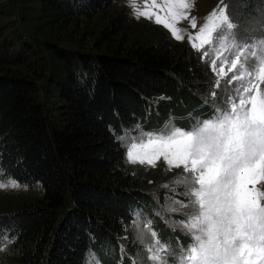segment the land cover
Instances as JSON below:
<instances>
[{
	"label": "trees",
	"instance_id": "obj_1",
	"mask_svg": "<svg viewBox=\"0 0 264 264\" xmlns=\"http://www.w3.org/2000/svg\"><path fill=\"white\" fill-rule=\"evenodd\" d=\"M38 1L63 25L106 13L112 2ZM237 2L250 15L264 0ZM136 26L125 10L109 14L95 37L103 45L98 52L65 50L48 30L43 46L54 64L47 78L58 101L54 122L35 96L39 76L20 68L23 58L8 55L11 42L0 40V169L41 188L34 203L0 214V234L11 237L0 264H86L88 253L103 257L115 242L136 256L133 215L152 200L142 175L126 166L117 137L144 128L138 120L148 106L156 119L165 118L193 111L192 102L209 92L195 52L154 26L144 23L137 32Z\"/></svg>",
	"mask_w": 264,
	"mask_h": 264
},
{
	"label": "snow or ice",
	"instance_id": "obj_2",
	"mask_svg": "<svg viewBox=\"0 0 264 264\" xmlns=\"http://www.w3.org/2000/svg\"><path fill=\"white\" fill-rule=\"evenodd\" d=\"M129 5L137 19L155 15L156 24H162L177 41L183 39L176 25L187 19L192 6L189 0H165L164 18L138 10L136 0H129ZM190 27L196 28L195 19ZM232 28L221 10L210 14L197 34L189 35L191 47L203 50V55H212L206 46H214V72L219 60L218 75H225V67L238 73L228 81L226 107L190 131L170 127L145 133L126 147L128 163L155 167L162 159L165 171L183 169L172 184L181 186L187 199L174 203L191 209L180 221L191 243L172 251L159 241L148 221L146 231L153 239L146 250L152 264H170L169 257L171 264H264V191L258 189L264 183V90L260 88L264 84V40L239 45ZM224 52L232 58L228 60ZM237 81L240 87L233 88ZM219 87L218 79L214 88ZM210 95L215 98L217 92ZM19 187L12 179L0 182V189Z\"/></svg>",
	"mask_w": 264,
	"mask_h": 264
},
{
	"label": "rangeland",
	"instance_id": "obj_3",
	"mask_svg": "<svg viewBox=\"0 0 264 264\" xmlns=\"http://www.w3.org/2000/svg\"><path fill=\"white\" fill-rule=\"evenodd\" d=\"M191 8L188 11L187 19L181 20L176 26L180 29L183 36L181 41H177L162 24L155 23V15L151 19L141 17L139 19L133 13V8L129 5V0H112L110 7L106 13L96 14L89 18L79 17L73 25H63L62 17L53 14L50 8L45 4H41L38 0H0V40L10 43L7 54L11 56L13 52H17L22 58L23 63L20 68H28L29 72H33L37 77L35 96L44 107L45 117L52 122L56 121L57 104L56 97L51 93V86L47 81L49 71L52 68L50 54L43 46L47 41L49 29L55 30L58 43L65 50L69 51H85L98 52L102 50L103 45L95 39L99 29L106 21L108 15L119 10H125L131 20L136 22V32L146 23L156 27L162 31L170 42L181 46H187L190 50L197 54L199 61L205 66L207 77L206 83L209 85V92L201 94L195 100L193 111L167 112L165 118L156 119L157 112L153 107L149 106L144 111L141 119L138 121L145 126L141 128L136 125L134 129L126 131L122 136L125 140H121L124 147V160L127 167L132 172L142 175L145 181L144 190L148 197L152 200L146 206H139L143 211L138 209L133 215L131 223L132 233L139 245L136 256L126 255L123 252V243L115 242L114 249L108 248L104 250L103 257L98 255V259L94 253H88L86 264H152L147 257L150 253L146 250L152 242L151 235L146 231V223L151 221V229L156 232L157 238L162 244L170 246L172 251H178L181 246L187 247L191 243L189 235L180 226V221L185 219V214L190 212V207H181L179 203L174 201H186L182 187L172 184L177 173L183 169L172 168L165 171V163L161 159L155 167L147 164L141 165L131 164L126 159V147L129 143L143 138L145 133H159L170 127L190 131L200 122L209 120L216 114L218 108L226 107L224 98L230 91L228 81L238 73H233L225 67V75H218L221 66L217 60L216 72L212 69V61L214 58V46H206L212 55H203V50H197L191 47L189 43V35H195L199 29L205 24L206 18L213 12L219 14L222 10L227 17V21L233 25L231 32L234 39L239 45H248L258 43L264 40V2L257 5L252 14H244L239 12L237 0H189ZM165 0H136L138 10L150 11L159 14L161 18L165 17L167 8L162 6ZM192 19L196 21V28L190 27ZM62 25V26H61ZM143 29V28H142ZM148 31V30H146ZM53 34V33H52ZM52 39V37H49ZM198 43V41L196 42ZM29 46V47H27ZM223 55L230 60L231 53L224 52ZM220 80L219 89L214 88L217 80ZM233 88H239L240 82L237 81L232 85ZM264 90V84L260 85ZM216 91L217 96L213 98L210 93ZM1 171V169H0ZM10 177L0 175V182L7 183ZM13 180V179H12ZM19 183V182H18ZM168 184L169 188L162 187ZM19 188L0 189V214L12 209L20 208L23 205L34 203L41 196V188L36 181L30 183H19ZM260 191H264V183L258 185ZM159 195L161 197L159 198ZM175 208L177 211H170ZM156 223V228L153 223ZM11 241V237L7 231L0 234V255L4 254L7 244ZM171 264V257H169Z\"/></svg>",
	"mask_w": 264,
	"mask_h": 264
}]
</instances>
